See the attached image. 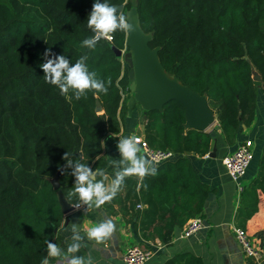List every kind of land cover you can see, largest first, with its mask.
I'll return each mask as SVG.
<instances>
[{"label": "trees", "instance_id": "trees-1", "mask_svg": "<svg viewBox=\"0 0 264 264\" xmlns=\"http://www.w3.org/2000/svg\"><path fill=\"white\" fill-rule=\"evenodd\" d=\"M107 2L123 5L117 9L126 16L132 7L131 0ZM93 3L0 0V264H41L47 258L45 241L55 244L56 229L66 220L52 180L59 174L67 198L76 184L75 162L94 174L106 169L101 142L124 126L130 69L117 51L128 50L127 32L117 30L111 41L96 40L94 49L81 47L94 36L86 24ZM137 10L142 29L153 35L151 46L160 47L166 70L207 95L225 142L233 145L242 126L252 124L264 88V0H138ZM49 48L70 66L86 54L89 70L105 83L111 79L108 93L89 91L76 100L71 92L65 97L45 83L40 65ZM254 70L261 81L254 79ZM147 115L148 144L179 157L156 166L155 176L139 182L126 178L128 204L122 212L144 238L167 243L191 218L205 216L212 189L185 153L204 156L215 139L210 131L185 127V109L177 100ZM93 180L106 179L100 174ZM68 201L79 203L76 196ZM263 204L264 148L256 176L241 193L238 217L252 219ZM163 264L205 262L182 252Z\"/></svg>", "mask_w": 264, "mask_h": 264}, {"label": "crops", "instance_id": "crops-1", "mask_svg": "<svg viewBox=\"0 0 264 264\" xmlns=\"http://www.w3.org/2000/svg\"><path fill=\"white\" fill-rule=\"evenodd\" d=\"M126 51H122V56ZM136 106L132 111H129L128 108L122 131L117 135H109L104 141L102 154L106 157L108 166L106 169L96 172L95 175L102 173L105 176L106 184L114 178L115 172L122 168L119 163L122 157L117 147L120 138L130 135L145 137L142 107L140 106L141 108L138 109ZM215 125H217L218 131V139L214 142V146L217 147L215 156H210L209 153L204 156L185 153V156L192 161L198 170L200 178L212 189L204 209L207 225L188 237H181L182 229H176L173 238L165 244L164 248L156 252L146 264H163L173 255L182 252H191L200 256L205 264H264V204L260 213L252 219L244 222L243 218H239L238 208L241 195H238L237 185L223 164V158L236 150L244 140H252L255 157L245 176V182L251 181L256 176L264 148V88L259 89L256 113L252 124L242 126L237 141L233 145H228L225 142L219 122ZM140 154L142 155V153ZM129 178L138 182L143 179L137 176ZM127 193L128 185L124 184L115 198L100 208L89 209L88 205L81 203L79 209H74L67 214L63 225L57 228L55 241L65 256L49 258L50 264H68L72 256L84 257L87 260L89 255L92 257L93 264H124L123 256L128 246L139 244L150 247L156 239L144 238L134 222H128L126 215L122 212V207L125 206V203L128 204V201L124 202ZM105 219L113 220L116 224V232L103 244L94 246V242L87 240L83 226H92ZM73 225L77 227L78 234L83 237L82 240L74 241L72 239L74 235ZM245 225L253 243L260 251L259 260L246 256L235 237V228ZM72 243H79L81 248L76 253L68 254L67 247Z\"/></svg>", "mask_w": 264, "mask_h": 264}, {"label": "clouds", "instance_id": "clouds-1", "mask_svg": "<svg viewBox=\"0 0 264 264\" xmlns=\"http://www.w3.org/2000/svg\"><path fill=\"white\" fill-rule=\"evenodd\" d=\"M87 27L94 33V36L83 40L81 47L88 49L95 48V41L99 39L112 40L114 33L119 30L122 32L134 31L133 25L129 22L128 17L122 12L118 11L117 7L111 5L107 0H94L92 10L87 19ZM51 48L44 53L46 63L40 65L43 69L45 83L55 86L59 89L61 95L69 97V93L74 96L76 100L81 97L86 98L89 91L94 94H107L108 86L111 84V79L105 81L97 78L95 71H90L85 61L88 56L81 55L80 58L70 66L69 60L64 56H53ZM104 143L103 141L101 142ZM119 153L122 157L119 162L122 168L115 172L114 178L109 183L103 180L94 182L93 171L85 164L79 161L75 162L73 176H75L76 184L71 193L68 194V199L76 196L79 203L72 204L75 209H79L81 203L88 205L89 209L100 208L107 202L115 198L118 192L124 186L125 180L128 177L137 176L144 178L146 176H155L157 174V167L148 157L141 155L140 140L135 135L120 138L117 145ZM69 153H65L63 159L69 165L73 163L69 159ZM115 163V161H113ZM102 175V173H101ZM87 240L94 242V246L103 244L107 239L111 238L116 232V224L111 219H105L98 224L92 226H83ZM74 233L72 239L80 241L83 239L78 234L77 227L72 226ZM47 245V258L41 260V264H50L49 258H58L65 256V253L57 245L45 241ZM79 243H72L67 247V253H76L80 250ZM68 264H93L91 255L85 260L84 257L72 256Z\"/></svg>", "mask_w": 264, "mask_h": 264}, {"label": "water", "instance_id": "water-1", "mask_svg": "<svg viewBox=\"0 0 264 264\" xmlns=\"http://www.w3.org/2000/svg\"><path fill=\"white\" fill-rule=\"evenodd\" d=\"M137 1L131 0L132 7L127 11L129 22L134 27V31L127 32L128 50L123 56L122 51H117L118 56L126 62L130 69L129 111H132L136 105H140L146 124L148 111L162 110L165 104L177 100L185 109V127L210 131L217 141V131L213 126L218 122V119L210 107L207 95L194 91L183 84L177 76L166 70L159 56L160 47L151 46L153 35L146 33L140 25ZM117 8L122 10L123 5L117 6ZM254 79L256 81L262 80L261 75L256 70H254ZM216 151L217 147L214 146L209 155L215 156ZM52 182L54 188L58 190V198L63 212L67 215L74 211L75 208L71 206L72 204L60 188L59 174Z\"/></svg>", "mask_w": 264, "mask_h": 264}, {"label": "built area", "instance_id": "built-area-1", "mask_svg": "<svg viewBox=\"0 0 264 264\" xmlns=\"http://www.w3.org/2000/svg\"><path fill=\"white\" fill-rule=\"evenodd\" d=\"M125 97L126 94H123V98ZM135 136L140 140L142 155L152 160L155 166H158L166 161L175 160L179 157V155L172 150L152 148L145 140V138L137 135ZM254 157L255 154L253 150V141L246 139L238 146L236 150L223 158V164L229 176L237 185V192L239 196L243 192L246 185L245 176L252 161L254 160ZM139 207H142V205H139ZM206 225L207 224L204 217H193L184 225L181 230L180 236H191L192 234L205 228ZM235 237L246 256L255 258L256 260L260 259V251L253 243L250 234L246 229L242 227L235 228ZM165 244L166 243L161 241L160 239H156L150 247H144L139 244L130 245L126 248V251L124 253L123 263L146 264L156 254V252L164 248Z\"/></svg>", "mask_w": 264, "mask_h": 264}, {"label": "rangeland", "instance_id": "rangeland-1", "mask_svg": "<svg viewBox=\"0 0 264 264\" xmlns=\"http://www.w3.org/2000/svg\"><path fill=\"white\" fill-rule=\"evenodd\" d=\"M130 89V88H129ZM131 95V94H130ZM136 108L140 109L141 107L139 105L136 106ZM217 127V125H214L213 128Z\"/></svg>", "mask_w": 264, "mask_h": 264}]
</instances>
